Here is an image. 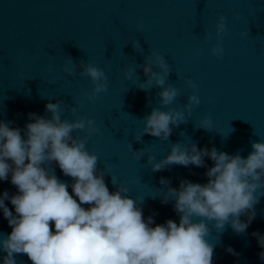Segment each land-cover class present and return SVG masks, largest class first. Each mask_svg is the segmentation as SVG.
Here are the masks:
<instances>
[{
    "label": "water",
    "instance_id": "water-1",
    "mask_svg": "<svg viewBox=\"0 0 264 264\" xmlns=\"http://www.w3.org/2000/svg\"><path fill=\"white\" fill-rule=\"evenodd\" d=\"M219 15L226 17L227 32L222 39L224 54L218 58L210 52L216 40L206 42L205 37L208 33L215 36ZM140 22L143 28L138 30ZM132 38L139 40L145 54L154 50L170 64L168 83L180 90L173 104L159 103L157 86L148 93L136 87L146 80L142 68L136 70L139 81L135 76L124 78L127 65L144 63ZM196 50L199 55H193ZM68 57L77 63L74 76L62 70ZM80 60L103 69L108 77V91L94 103L84 96L93 86L89 77L79 75ZM187 79L198 85L201 100L188 123L171 126L168 141L149 134L142 135L143 142L137 141L135 136L144 127L141 119L153 107L164 111L183 107L192 92ZM57 100L69 108L76 102L79 116L92 118L100 129L91 136L73 132L76 138L87 136L88 151L99 158L98 172L110 165L111 173L129 189L130 198H144L139 207L145 219L153 217L152 226L169 219L179 223L174 199L161 203L164 193L169 187L179 190L184 180L207 183L205 173L214 162L205 156L204 167L172 165L153 172L148 155L158 162L170 154L172 144L195 143L198 149L215 147L218 152L246 158L253 141H264V0H0V121H11L10 127L21 129L23 136L25 125L31 122L28 114L50 118L45 106ZM206 116L212 119V130L196 127ZM61 117L70 122L77 119L68 109ZM128 142L133 152L145 148L139 161ZM51 167L78 201L71 189L73 179L56 162ZM161 178L170 184H160ZM104 179L109 190L116 191L111 174ZM5 191L10 196L18 194L11 174L0 180V195ZM260 192L264 189L256 194ZM5 205L16 215L10 200ZM254 210L255 218L242 234L230 223L218 231L214 221H206L210 229L206 239L214 245L212 264H264L259 257L264 248L252 235L264 236V196ZM239 219L247 222L248 217ZM11 230L0 209V235ZM5 255L0 249V264ZM15 259L17 264H32L26 254H15Z\"/></svg>",
    "mask_w": 264,
    "mask_h": 264
},
{
    "label": "clouds",
    "instance_id": "clouds-1",
    "mask_svg": "<svg viewBox=\"0 0 264 264\" xmlns=\"http://www.w3.org/2000/svg\"><path fill=\"white\" fill-rule=\"evenodd\" d=\"M142 28L143 23H138L137 29ZM226 32V17L219 15L215 36L208 33L205 37L206 42L216 40L210 49L213 56H223L222 39ZM131 41L144 63L127 65L124 78L132 80L135 76L139 81L136 70L142 68L146 80L136 87L148 93L157 86L159 103L173 104L180 90L168 83L172 72L170 64L154 50L145 54L136 38ZM193 55H199V50ZM76 67L77 63L68 57L62 70L74 76ZM79 67V75L89 77L93 86L84 96L94 103L100 99V94L108 91V77L103 69L90 62L80 60ZM186 83L192 92L183 107L167 111L153 107L150 114L141 119L144 127L140 135L135 136L137 141L143 142V134L168 141L171 126L188 123L193 108L199 106L201 100L198 85L191 79ZM45 109L51 113L50 118L28 114L31 122L25 125L23 136L21 129L10 127L11 121H0V180H7L11 174V183L18 189V194L10 196L5 191L0 195V209L12 229L10 234L0 235V249L6 253L3 264H17L15 254H26L32 264H212L214 245L206 239L210 234L206 221H214L218 231H223L230 223L236 233L242 234L255 218L254 205L264 196V192L256 194L264 189V141H253L252 151L246 158L239 153L218 152L215 147L198 149L195 143L190 146L172 144L170 154L158 162L149 154L147 164L153 172L172 165L204 167L205 156L214 162L205 173L207 183L184 180L179 190L169 187L164 193L161 203L174 199L179 223L169 219L165 224L152 226L153 217L145 219L139 207L144 198H130L129 189L111 173L110 165L105 164L104 171L98 172L99 158L88 151L87 136H73L75 130L85 131L88 136L99 133L95 121L79 116L76 102L69 108L57 100L47 103ZM66 109L77 119L71 122L62 119L61 112ZM212 123L211 117L206 116L196 127L212 130ZM127 146L133 152L131 143ZM133 154L139 161L145 148ZM52 162L73 179L72 193L79 202L69 193V185L55 175ZM106 174H111L116 191L107 187ZM160 184L168 185L170 180L161 178ZM5 200H10L16 215L5 205ZM84 204L89 207H82ZM241 215L248 217L247 222L239 219ZM252 235L264 248V236ZM226 250L236 255L231 247ZM259 257L264 261V251Z\"/></svg>",
    "mask_w": 264,
    "mask_h": 264
}]
</instances>
